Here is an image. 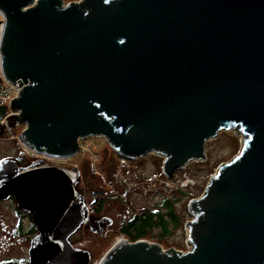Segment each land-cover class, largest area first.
Returning <instances> with one entry per match:
<instances>
[{"label":"water","instance_id":"95a60500","mask_svg":"<svg viewBox=\"0 0 264 264\" xmlns=\"http://www.w3.org/2000/svg\"><path fill=\"white\" fill-rule=\"evenodd\" d=\"M0 14L1 73L20 87L9 119L37 153L102 137L126 159L160 156L169 177L220 131L241 134L188 204L187 251L122 240L99 264H264V0H0ZM78 177L0 162V198L38 232L27 263L2 264H85L68 240L87 217Z\"/></svg>","mask_w":264,"mask_h":264},{"label":"rangeland","instance_id":"374dc122","mask_svg":"<svg viewBox=\"0 0 264 264\" xmlns=\"http://www.w3.org/2000/svg\"><path fill=\"white\" fill-rule=\"evenodd\" d=\"M78 1L80 0H63V4ZM3 105L10 110V103ZM9 116L0 120V128L4 130L3 135H0V160L22 158L30 163L43 160L58 167L75 168L79 171L76 187L84 197L87 211L93 213L96 201L103 200L101 208L94 213L98 219L100 216L108 218L105 220V230L97 234L84 224L69 237V241L85 258V264H99L104 255L121 240L122 234L118 232L120 223L134 214L158 208L163 198L176 199L174 210L180 225L174 228L169 226L160 245L163 251H187L189 246L185 223L192 217L188 211L189 202L202 195L218 165L230 161L241 148L239 131H220L205 143V161L190 162L166 178L161 170L160 156L151 154L137 159H123L102 137L79 140V151L62 162L43 156L35 158L23 152L20 134L24 125L14 123ZM6 205L7 203L0 205V212L12 227L14 216ZM7 234V231L0 230V261L26 256V241ZM122 238L128 241L123 235ZM158 238L159 231L154 229L141 240L155 243L159 242Z\"/></svg>","mask_w":264,"mask_h":264},{"label":"flooded vegetation","instance_id":"af4514ba","mask_svg":"<svg viewBox=\"0 0 264 264\" xmlns=\"http://www.w3.org/2000/svg\"><path fill=\"white\" fill-rule=\"evenodd\" d=\"M0 131H1L0 135H3L4 130L1 129ZM3 160H5V159H1L0 162ZM14 161L17 164V166L26 167V166L30 165L31 163L35 162L36 160L32 161L31 163L26 161L25 159H22V158L16 159ZM49 164H51V163H49ZM51 166H53L57 169L71 170L69 168L58 167V166L53 165V164H51ZM76 186H77V181L74 184V188L80 194V192L78 191ZM83 201H84V197H83ZM5 203H7L6 208H9L11 210L12 215L14 216V221H13L12 227H11V225L5 221V218L3 217V215L0 212V230L1 231H7L8 236L12 235L14 238L18 237L19 239H24L27 243V254H26V256L21 257V258H12L11 257V258L1 260L0 264H2L4 262H9V261H14V262H19V263H23V262L27 263L28 258H29L28 251H29L31 241L38 234V232L33 227V215L28 213L27 211L23 210L22 208L18 207L15 197L12 195L5 197V198H0V205L5 204ZM84 204L86 206L85 201H84ZM2 212H3V209H2ZM94 212L95 213L97 212V206H95ZM94 212L90 213L87 211V217L84 218V220L81 223V225L79 226V228L85 224L88 226V228L92 232H95L97 234H101V232L105 230V226H106L105 220H107L108 218L100 216L98 219V217H96ZM68 240H69V238H68ZM70 244L73 246V244L71 242H70ZM73 248L76 249L74 246H73ZM76 250H78V249H76Z\"/></svg>","mask_w":264,"mask_h":264},{"label":"trees","instance_id":"16d2710c","mask_svg":"<svg viewBox=\"0 0 264 264\" xmlns=\"http://www.w3.org/2000/svg\"><path fill=\"white\" fill-rule=\"evenodd\" d=\"M7 112L8 107L0 105V120H3ZM175 200V198L171 200L163 198L159 202L158 208L142 211L141 214H134L130 219L120 223L118 232L128 241L135 242L146 238L152 230L158 229L160 235L158 241L160 243L168 233L169 226L174 228L180 225L179 217L174 210ZM102 204L103 200L96 201L97 212Z\"/></svg>","mask_w":264,"mask_h":264},{"label":"built area","instance_id":"2783aa9c","mask_svg":"<svg viewBox=\"0 0 264 264\" xmlns=\"http://www.w3.org/2000/svg\"><path fill=\"white\" fill-rule=\"evenodd\" d=\"M2 20H3V16H2ZM19 90H20V87L17 84L11 83L4 78V76L1 73V69H0V105L9 104L12 101V99L16 97ZM13 94L15 96H13ZM16 114H17V112H12L11 110L8 109V112L6 113L3 120H5L9 115H16ZM20 141L22 142L21 139H20ZM22 145H23V147H22L23 152L26 154H31L35 158H40L41 156L47 157L49 159L58 158V159H54V160H59L60 162H62V160H66L68 158H71V157H65V158L50 157V156H47L45 154L35 152L33 149L27 147L23 142H22ZM119 156L123 159H126L125 157H123L121 155H119ZM165 177L168 178L167 176H165ZM120 238H121L120 241H122L123 240L122 235L120 236Z\"/></svg>","mask_w":264,"mask_h":264},{"label":"bare ground","instance_id":"6f19581e","mask_svg":"<svg viewBox=\"0 0 264 264\" xmlns=\"http://www.w3.org/2000/svg\"><path fill=\"white\" fill-rule=\"evenodd\" d=\"M0 17H1V18H0V21H2V14H0ZM54 159H58V158H54Z\"/></svg>","mask_w":264,"mask_h":264}]
</instances>
